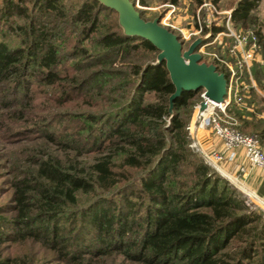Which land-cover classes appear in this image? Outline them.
<instances>
[{
  "label": "trees",
  "instance_id": "obj_1",
  "mask_svg": "<svg viewBox=\"0 0 264 264\" xmlns=\"http://www.w3.org/2000/svg\"><path fill=\"white\" fill-rule=\"evenodd\" d=\"M260 1L236 0L231 15L236 25L254 29L264 56L262 21L255 12ZM118 14L99 0H0V33L5 22L29 42L11 46L0 38L3 108L15 106L8 97L12 91L28 96L30 78L38 73L59 94L58 102L83 100L88 109L68 113L66 129L83 132L87 149L78 147L79 156L97 153L79 163L43 157L14 179V204L0 206V243L33 239L57 255H0V264H48L54 257L57 264H264V212L191 145V117L179 113L202 89L183 92L170 115L174 86L164 60L109 69L139 50L159 51L125 34ZM13 15L28 23L13 24ZM78 55L89 62L64 66ZM92 65L101 67L82 75L69 72ZM252 71L264 91V64L254 62ZM248 91L228 112L262 147L264 118L257 114L264 111V98L253 87ZM148 92L153 95L145 101ZM255 101L261 105L254 103L253 111L241 108ZM11 111L27 116L25 109ZM80 193L93 199L77 211ZM6 212L13 215H2Z\"/></svg>",
  "mask_w": 264,
  "mask_h": 264
},
{
  "label": "rangeland",
  "instance_id": "obj_2",
  "mask_svg": "<svg viewBox=\"0 0 264 264\" xmlns=\"http://www.w3.org/2000/svg\"><path fill=\"white\" fill-rule=\"evenodd\" d=\"M134 1L136 3V0ZM235 1L236 0H218L217 4L221 9L225 10L231 9ZM169 2H174L178 7L174 15L176 23L184 27H190L194 20L193 16L198 4L197 0H144V2L139 0V5L137 3L136 5L139 11H141L147 19H152L157 15L161 16L162 13L167 10V3ZM103 14L106 15L105 13ZM12 18L13 24L28 23V19L25 16L13 15ZM175 33L178 34L177 31H175ZM0 38L6 40L11 46H27L29 43L23 33H17L5 22L2 23ZM190 42L191 41H185L183 44L184 47L186 48ZM227 43L229 44V41H227ZM88 45L91 48L90 52L94 53L95 48L91 43ZM215 46L217 50L222 51L218 44H215ZM157 53L158 51L154 50H139L135 57L129 56L126 58H118L114 66L108 68L124 71L126 69V64L129 62L138 60L140 64H143L146 60H151L153 58L156 59ZM89 60L90 59L84 55L68 57L64 62V66L68 68L75 63L87 64ZM100 67L101 66L99 65H92L90 67L82 68L80 71H76L71 67L69 68V72L74 75H82L84 73L87 74L90 71H95ZM30 79L32 91L28 96L14 94L13 91L8 94L9 99L15 104V106H12V109H25V112L27 113L25 118H19L13 114L11 108H3L4 104L0 101V206L14 204V179L21 177L23 169L31 166V163L34 160L45 157L65 160L68 163H79L84 157L91 159L94 155H97V153H89L84 156H79L77 153L78 147L87 149L85 146L86 144L81 140V134H83V132L78 127L69 130L66 129L70 125V115L68 113L88 109L83 106V100L74 98L72 101L60 103L57 100L59 94L54 92L55 89H53L52 86H49L42 81L38 73L31 76ZM7 85L9 86V83H7ZM3 93L2 83H0V96ZM200 93L197 96H194L190 100V104L185 108H182L179 112L184 117H191L190 121L193 119L195 110L197 109V106H199L200 101L203 100ZM152 95L151 92H148L145 95V101L150 100ZM253 103H256L258 106L261 105L258 101ZM241 108L239 107V110H242ZM26 117L28 120H26ZM238 126L239 121L237 127ZM206 129L208 128L206 127ZM244 133L246 134V132ZM50 135H52L53 138L49 137ZM262 147L264 148L263 145ZM86 149L82 150L86 152ZM222 162L223 160L216 164L219 169L217 171L222 176H226V179L240 191L242 197L247 203L264 212V174L259 173L255 175L256 178L261 180L257 183L249 176H245V166L238 168L233 163L225 164ZM230 176L235 179H232ZM236 182L242 183L244 187H248L253 195L244 191ZM78 198V203L76 205L77 211L93 199V196L80 193ZM2 215L11 217L13 212H6ZM6 233H10V231ZM0 255H31L36 259H43V255H46V257L49 258L51 255H57V253L47 250L41 243L34 241L33 239H28L23 242L16 239H5L0 243ZM113 255L120 254L113 253ZM47 263L57 264V258L54 257Z\"/></svg>",
  "mask_w": 264,
  "mask_h": 264
},
{
  "label": "built area",
  "instance_id": "obj_3",
  "mask_svg": "<svg viewBox=\"0 0 264 264\" xmlns=\"http://www.w3.org/2000/svg\"><path fill=\"white\" fill-rule=\"evenodd\" d=\"M139 5V0H136ZM178 7L174 2L167 3V10L160 16L159 22L177 31L185 42L192 41L196 36H206L205 41L198 48L201 60L213 63L216 67L226 71L227 94L223 102L208 101L205 108L206 115L202 122L192 119L187 126L192 146L198 145L196 129L208 128L222 142L220 151L204 152L203 156L210 164H218L222 160L232 161L239 149H243L244 156L252 167L264 169V150L255 135L241 132L236 117L230 115L228 107L232 103L241 102V92H246L247 78H251V68L254 62L260 60L258 36L253 28L236 25L231 9H221L214 0H199L190 27L176 23L174 15ZM229 41V44L227 43ZM215 44L222 49L217 50ZM202 99L204 91L200 93ZM199 109V106H197Z\"/></svg>",
  "mask_w": 264,
  "mask_h": 264
},
{
  "label": "water",
  "instance_id": "obj_4",
  "mask_svg": "<svg viewBox=\"0 0 264 264\" xmlns=\"http://www.w3.org/2000/svg\"><path fill=\"white\" fill-rule=\"evenodd\" d=\"M99 1L118 11L119 24L125 34L144 38L158 48L155 63L164 60L174 86L173 93L168 97L170 115L173 101L185 91H204L205 99L200 101L199 110H204L208 101L223 102L227 94V79L224 73L219 72L213 63L201 60L197 51L205 41V35L194 38L185 48L179 35L159 22L160 15L152 19L143 18L134 0ZM197 150L203 154L200 147ZM210 164L219 170L216 164Z\"/></svg>",
  "mask_w": 264,
  "mask_h": 264
},
{
  "label": "crops",
  "instance_id": "obj_5",
  "mask_svg": "<svg viewBox=\"0 0 264 264\" xmlns=\"http://www.w3.org/2000/svg\"><path fill=\"white\" fill-rule=\"evenodd\" d=\"M255 12L259 15V17H260V19L262 21V31H263V34H264V0H261L259 2V5H258L257 9L255 10ZM259 58H260V60H257V63L264 64V56L261 53L259 55ZM246 80H247V84H248V89H250V87L251 88L253 87L255 95L258 96V97L264 98V91L257 85V82H256V80L254 79V76H253L252 68H251V78H247ZM248 89H247L246 92H244V91L241 92V101H242V97L243 96H247L248 95L247 97H249L251 95V93L249 94ZM242 107H244L248 111H253L255 109V104L252 103L251 105H245V106L242 105ZM257 115L259 117H261V118H264V111L260 112ZM197 134H198V139H199L198 142L200 143V146H201V148H202V150L204 152L210 153L212 151H216V150H221L222 149L221 140L216 135H214L213 132L210 129H206V128L198 129L197 130ZM222 163H225V164L233 163L238 168H240L241 166H245L246 167V172L244 173L245 176H249L250 178H252V180L254 182H257V183L260 182L261 180L256 178L255 175L259 174V173L260 174H264V169H260V168H257V167H252L248 163V161L246 160V158L244 156L243 149H239L237 151V155H236L234 160L229 161V160L225 159V160H223ZM232 178L235 179L234 177H232ZM245 188L250 190L248 187H245Z\"/></svg>",
  "mask_w": 264,
  "mask_h": 264
},
{
  "label": "bare ground",
  "instance_id": "obj_6",
  "mask_svg": "<svg viewBox=\"0 0 264 264\" xmlns=\"http://www.w3.org/2000/svg\"><path fill=\"white\" fill-rule=\"evenodd\" d=\"M206 115V110L204 109V110H199V109H196L195 110V114H194V117H193V119H197V124H199L200 122H202V120H203V117ZM198 129H200V128H197L196 129V136H197V130ZM197 141H198V139H197ZM198 145H199V143H198ZM200 146V145H199ZM201 147V146H200ZM232 178V177H231ZM233 179V178H232ZM237 184H239V186L244 190V191H246L247 193H249V194H252L253 195V193L252 192H250V190H248V189H246L241 183H238V182H236Z\"/></svg>",
  "mask_w": 264,
  "mask_h": 264
}]
</instances>
